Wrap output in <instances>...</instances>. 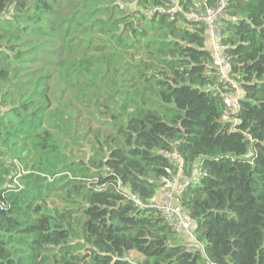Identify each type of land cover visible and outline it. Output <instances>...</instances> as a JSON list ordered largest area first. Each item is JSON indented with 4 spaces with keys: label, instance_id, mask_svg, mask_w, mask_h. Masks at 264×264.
I'll return each instance as SVG.
<instances>
[{
    "label": "trees",
    "instance_id": "obj_1",
    "mask_svg": "<svg viewBox=\"0 0 264 264\" xmlns=\"http://www.w3.org/2000/svg\"><path fill=\"white\" fill-rule=\"evenodd\" d=\"M198 2L0 0V264H264V0L224 9L231 115ZM173 151L200 248L121 191Z\"/></svg>",
    "mask_w": 264,
    "mask_h": 264
},
{
    "label": "built area",
    "instance_id": "obj_2",
    "mask_svg": "<svg viewBox=\"0 0 264 264\" xmlns=\"http://www.w3.org/2000/svg\"><path fill=\"white\" fill-rule=\"evenodd\" d=\"M227 0H216L209 4V0H199L198 5L190 13H185L184 18L192 23H198L205 27L207 31V50L210 54L212 68L218 85L225 92H229L230 99L227 106V114L236 112L244 93L240 86L229 75V56L225 52V47L221 43L222 20L225 19L224 9ZM170 15H172L170 13ZM174 168L175 174L168 179H162L161 192L158 196H153L146 201H142L135 195H131L125 190L123 196L131 200L138 209L155 210L168 224V226L177 233L191 247H201L197 241L194 227L186 218L180 207V201L188 185L196 181L197 176L188 177L183 172V164L176 151L165 154ZM199 173L197 169L196 175ZM131 264V261H129Z\"/></svg>",
    "mask_w": 264,
    "mask_h": 264
},
{
    "label": "rangeland",
    "instance_id": "obj_3",
    "mask_svg": "<svg viewBox=\"0 0 264 264\" xmlns=\"http://www.w3.org/2000/svg\"><path fill=\"white\" fill-rule=\"evenodd\" d=\"M130 255H131V256H130L131 261L134 262L135 259H137V256L134 255V254H130Z\"/></svg>",
    "mask_w": 264,
    "mask_h": 264
}]
</instances>
